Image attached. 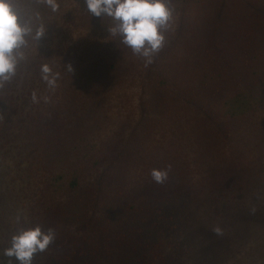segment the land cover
Returning <instances> with one entry per match:
<instances>
[{"label": "rangeland", "instance_id": "rangeland-1", "mask_svg": "<svg viewBox=\"0 0 264 264\" xmlns=\"http://www.w3.org/2000/svg\"><path fill=\"white\" fill-rule=\"evenodd\" d=\"M12 2L34 30L0 86L3 264L36 224L56 237L32 264H264V0H168L170 53L152 65L86 0Z\"/></svg>", "mask_w": 264, "mask_h": 264}, {"label": "clouds", "instance_id": "clouds-1", "mask_svg": "<svg viewBox=\"0 0 264 264\" xmlns=\"http://www.w3.org/2000/svg\"><path fill=\"white\" fill-rule=\"evenodd\" d=\"M45 2L53 12L58 10V0ZM86 3L92 16L112 18L115 23L108 29L109 33L119 35L121 42L134 54L145 58L146 64L151 63L153 54L163 47L165 32L171 28L174 12L168 0H86ZM33 30L31 22L22 17L12 0H0V86L16 77L18 66L25 58L21 49ZM44 31L42 25L35 29L34 38L38 40ZM41 71L49 87H54L56 77L50 75L51 68L44 65ZM32 99L36 102L35 93ZM168 175V169L154 168L151 171L156 183H163ZM213 230L222 234L218 226ZM55 237L54 229L45 231L39 224L22 226L12 235L11 244L4 249L3 255L15 257L19 264H32L35 254L45 251ZM0 264H3L2 260Z\"/></svg>", "mask_w": 264, "mask_h": 264}, {"label": "trees", "instance_id": "trees-1", "mask_svg": "<svg viewBox=\"0 0 264 264\" xmlns=\"http://www.w3.org/2000/svg\"><path fill=\"white\" fill-rule=\"evenodd\" d=\"M194 41H196L197 53H201V57H197L196 60H195V62H196L195 69L202 68L204 70L205 66H207V62H205V60L207 59V57H209L211 54H213V52H211V50H209V49L204 50V45H206V43H203L204 42V39H201V40L200 39H197V40H194ZM167 47H168V44L167 45L164 44L163 47L158 52H156V54L159 55V53L162 52L161 54L167 55L168 53H170V51H169V49ZM239 47L240 46H236V48H235L236 55H238V57L241 56V51H239V49L243 50L242 48H239ZM166 48H167V50H166ZM152 63H154V62H151L150 64L152 65ZM212 65L213 64H211V67H213L217 71V67L218 66H212ZM153 75L151 74L150 84H155L156 83L155 77ZM248 75H250V74L248 73ZM202 85L207 86V90H203V92H207V91L211 90L210 89L211 85H208V84L205 85V83H202ZM158 86L160 88L161 87H165V89H168L170 86H176L177 91L180 92V93H182V87H181L182 86V82H180V80H175L169 86V85L165 84V76H164L163 78H160V81H159ZM215 90H217V91L222 90V87L217 84V87L215 88ZM195 92H196L195 98H197L199 100V97L198 96L199 95L201 96V93L198 91V87H196ZM176 99H178V98H176ZM232 108H234V107H232Z\"/></svg>", "mask_w": 264, "mask_h": 264}]
</instances>
